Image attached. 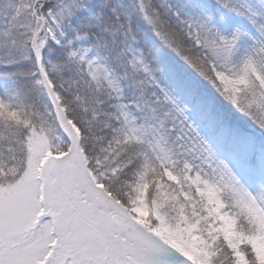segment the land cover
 <instances>
[{"label": "snow or ice", "instance_id": "6c2138e0", "mask_svg": "<svg viewBox=\"0 0 264 264\" xmlns=\"http://www.w3.org/2000/svg\"><path fill=\"white\" fill-rule=\"evenodd\" d=\"M97 7L95 0H34V15L47 32L38 37L37 29L29 37L31 49L25 44L22 58L0 55V78L17 85L12 96H20V79L37 77L32 83L43 86L53 100L57 98L43 50L50 44L73 46V39L63 31L65 23L75 25V41L87 37L82 30L107 32L100 25L105 13ZM103 8H108L107 3ZM135 11L159 42L160 70L168 72L190 105L179 106L161 89L163 99L172 106L170 112L177 114L186 130L176 138L181 143L169 148L149 141L151 151L134 150L114 137L118 147L110 141L101 149L102 159L97 155L79 164L66 156L44 164L45 153H67L82 146L72 127L86 141L90 123L69 119L60 108L53 116L47 108L33 113L35 102L21 100L13 107L0 99V144L7 141L10 153V164L0 161V264H259L256 242L264 240V167L257 194L217 156L190 111L220 135H241L245 129L234 130L184 73L191 69L213 85L264 134V0L259 4L254 0H179L175 4L136 0ZM108 12L123 30L121 12L116 7ZM123 35L126 44L136 42L130 20ZM11 45H16L15 39ZM82 51L80 60L90 50ZM77 55V50L67 51L70 60ZM25 61H31L33 71L24 69ZM137 65L152 75L142 52L133 56L132 67ZM84 152L88 155L87 147ZM192 154L200 166L193 168L187 159L181 164L180 156ZM248 159L255 164L254 147ZM204 166L210 191L219 190L215 202L194 186L195 181L188 184L192 170L203 176ZM229 189L234 196L225 195ZM245 198L259 205L255 217L241 205Z\"/></svg>", "mask_w": 264, "mask_h": 264}, {"label": "trees", "instance_id": "16d2710c", "mask_svg": "<svg viewBox=\"0 0 264 264\" xmlns=\"http://www.w3.org/2000/svg\"><path fill=\"white\" fill-rule=\"evenodd\" d=\"M169 2L175 4L179 0H169ZM104 3H107V9L103 8ZM154 3L159 4L161 1L154 0ZM95 4L98 6V11L105 13L100 25L101 28H107L108 31L82 30V33L88 32L97 47L101 49V53L107 57L110 67L122 76L123 98L127 102H134L138 105V119L148 125L151 136L156 140L158 137L162 141L166 140L168 147L174 148L176 145L174 142L175 135L167 132L166 113L168 108L158 104L152 97L151 90L144 88V77L134 71L129 65L128 56L123 53V50L127 47L139 49L157 82L182 106L190 107L187 97L176 89L168 72L160 70L162 65L157 56L158 40L155 38L154 33L150 31L142 16L135 11L136 0H95ZM114 6H118V10L121 12L119 23L125 25L123 30L119 28L118 23L113 21L111 14L108 12V9ZM33 9L34 0H0V55L12 53L17 58H22L21 48L26 44L31 49L29 37L39 27ZM129 20L131 21L133 34L136 36V42L129 40L126 44L123 32L127 30ZM234 21L238 22L235 18ZM72 28H75V25H72ZM40 36H43V34ZM12 39L16 41L15 46L11 45ZM67 51L66 47L58 48L55 44H50L49 47L43 50V63L49 70V77L54 84L53 90L58 94L59 103L64 110L65 117L75 119L84 125L90 123L91 133L86 141L79 132L82 146L76 147L78 152L74 154V157L77 158L79 154L82 164L97 155L102 159L104 153L101 152V149L107 148L110 141L112 147H118L113 139L114 137L119 138L134 150L147 149L151 151L146 143L134 141L127 135L119 115L117 101L107 84L91 81L85 72L84 66L72 59L70 60L67 57ZM163 52L165 56H169L166 48L163 49ZM54 64L56 65L55 69L52 67ZM23 67L26 71H33L31 61H25ZM184 75L208 105L225 121L231 123L234 130L243 128L245 131L241 135H220L206 127L198 116L190 111L193 118L207 130L213 139L220 140L225 152L241 160L247 170L253 172L255 168L261 169L264 167V160L261 159V145L264 144V134H261L250 120L236 112L219 95L213 85L201 80L191 69H185ZM36 78L19 80V97L11 95V90L17 85L13 84L12 81L0 78L1 99L10 103L13 107L19 104L21 100L25 104L35 102L34 107L31 109L33 113H44L47 108L55 116L53 99L49 97L43 86L37 87L32 83ZM33 119H36V117L33 116ZM2 130L3 127L0 126V131ZM84 147L88 148V155H85ZM253 147L256 160L254 165H250L248 156ZM0 151L3 152L0 161L10 164L7 141L0 144Z\"/></svg>", "mask_w": 264, "mask_h": 264}, {"label": "rangeland", "instance_id": "374dc122", "mask_svg": "<svg viewBox=\"0 0 264 264\" xmlns=\"http://www.w3.org/2000/svg\"><path fill=\"white\" fill-rule=\"evenodd\" d=\"M159 1L162 2V0H159ZM254 2L256 4H259L261 0H254ZM114 7L118 9V6H114ZM237 23H240V21H238ZM38 24H39V27L37 29H39V31L37 32V29H35V32H37L38 37H40L41 34H43L44 36L45 33L47 32V27L44 25L43 21L38 20ZM63 31L67 34L69 38H72L74 41L73 46L70 49L68 48L67 49L78 51L77 57L72 60L84 66L85 72L90 77L91 81H93L94 83L104 82L110 88L113 97L117 101V108L119 111V115H120V118L122 119L123 126H124V129L127 135L132 140L146 143L148 146H149V141H151L153 145L156 144L157 142H160L163 146L168 147L166 140L162 141L161 138L159 137L156 140L154 137L151 136V132H150L148 125L143 122H140V120L138 119V105L134 102H127L124 100L123 98L124 85H123L122 76L117 74L110 67L107 57L101 53V49L97 47L92 37L90 35H87L85 39L81 41H75L74 28H72V25L70 26L67 23L64 24ZM59 32H60V29H57V34H59ZM61 39H63V37ZM49 40H51L50 36H49ZM65 44H66V40H65ZM84 48H88L90 51L85 56L84 60H80L79 56L83 54L82 50ZM123 53L128 56L129 65L132 67L133 56L139 55L141 51L139 49H133L131 47H127L123 50ZM89 61H91V63H89ZM143 62L147 64L144 58H143ZM133 69L135 72L140 73L144 77L145 79V81L143 82L144 88L151 90L152 97L155 99V101L158 104H161L168 108V111L166 113V119L168 122L167 132L172 133V135L173 134L175 135L174 142L176 143V145L181 143V141H178L176 138L177 136H184L186 130L181 124L180 119L178 118L177 114L174 111L170 112V109L172 106L163 99V92L161 91V89L165 91L167 90L164 89L157 82L155 78L153 79L152 75L149 76L143 70H141L139 68V65H137V67ZM168 94L170 95L169 92ZM0 99H1V96H0ZM176 103L179 106L184 107L179 102L176 101ZM53 104H54V113L55 115H57V111H56L57 108L63 109L60 106L58 96L55 100H53ZM63 114H64V110H63ZM189 114L192 116L191 113ZM193 120L195 124L198 125L202 133L207 136L210 146L213 148L214 152H216L217 156L221 159H224L227 163H229L230 166L233 168V170L237 173L238 177L241 178L245 186L248 187L250 190L255 191L258 194L259 188L261 187V185L258 180L260 171H257V170H260V168H255L253 172H250L249 170H247V168L244 166L241 160H239L237 157L232 156L231 154L223 150L220 144V140L213 139L212 136L209 135L207 130L202 125H200L198 121H196L194 118ZM72 132H73V135L79 137V131L75 127H72ZM57 135L60 136V133L57 132ZM62 138L63 137H61L60 142L64 143ZM149 148L151 150L150 146ZM77 152L78 151L76 147H72L71 151L67 153L64 151L55 152V154L45 153L42 158V163L46 164L50 161H63L67 156L73 161L79 164H82L81 156L79 154L77 158L74 157V154ZM194 157H195V154L189 155L187 157L180 156L181 164H183L184 160L187 159L188 163L191 164L193 168H195L196 166H200L201 161ZM202 172L204 174L203 176H201L200 172L192 170V175H191V178L188 180V184H191L192 181H195L194 186H199L200 188H202L204 194L207 195L209 199H211L213 202H215V200L217 199V193L219 190L216 189V190L210 191V185L206 180L207 173H208V169L206 166L202 168ZM229 194H232L233 196L235 195V193L232 192L231 189H229V191L225 193L226 196ZM241 205L246 208V210L249 212L250 215L254 217L257 215L258 207H259L258 204L253 203L252 201L245 198L244 200L241 201ZM256 244L258 248L259 264H264V240H258Z\"/></svg>", "mask_w": 264, "mask_h": 264}]
</instances>
